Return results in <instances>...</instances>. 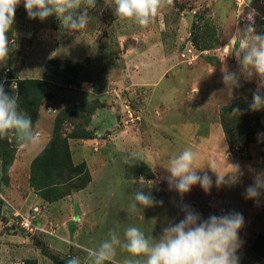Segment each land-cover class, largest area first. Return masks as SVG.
<instances>
[{
	"label": "rangeland",
	"instance_id": "rangeland-1",
	"mask_svg": "<svg viewBox=\"0 0 264 264\" xmlns=\"http://www.w3.org/2000/svg\"><path fill=\"white\" fill-rule=\"evenodd\" d=\"M89 16L81 34H70L55 15L30 19L21 0L7 33L9 55L0 64L6 94L25 113L29 90H39L44 115L39 121L37 111L34 128L39 121L53 137L58 124L62 138L87 135L93 146L73 145L85 167L50 188L54 199L47 200L32 187L31 171L25 174L21 165L13 174L15 160L5 167L2 158L15 150L16 159L20 147L9 136V148H0V264L84 261L110 230L122 237L128 226L159 239L164 227L185 218L183 205L204 220L242 214L239 264H264V192L258 200L245 197L264 173V109L249 108L255 80L241 79L229 94L221 72L238 71L235 36L249 25L264 35V0H171L144 28L117 20L104 0ZM25 80L41 83L21 87ZM54 98L66 107L53 110ZM233 108L240 114L231 117ZM186 147L199 154L197 167L204 168L198 175L206 172L213 183L208 192L197 184L181 197L169 189L165 167ZM132 152L139 158L129 165L124 157ZM211 160L221 174L239 166V181L217 187ZM136 191L162 204L132 209ZM125 255L117 252V264Z\"/></svg>",
	"mask_w": 264,
	"mask_h": 264
},
{
	"label": "clouds",
	"instance_id": "clouds-1",
	"mask_svg": "<svg viewBox=\"0 0 264 264\" xmlns=\"http://www.w3.org/2000/svg\"><path fill=\"white\" fill-rule=\"evenodd\" d=\"M170 2L171 0H104L105 5L113 9L117 20L134 23L141 28L148 26L158 11ZM20 3L21 0H0V64L9 55L7 33L14 23L16 8ZM23 3L30 19L45 21L55 15L61 28L70 34H81L89 25V10L95 9L97 0H23ZM249 20H252L251 14ZM235 37L238 43L231 53L235 52L238 71L222 68V83L231 94L233 88L240 87L241 79L255 80L257 88L253 92L249 108L252 111L264 109V35L257 34L249 25L242 36L238 34ZM239 114V108H233L229 113L231 117ZM9 136H14L18 146L22 148L35 147L40 141L31 118L19 109L17 99L6 94L4 86L0 84V139ZM138 158V154L132 152L124 157V162L133 165ZM198 160L199 154L191 147L171 156L165 167L169 173L165 179L170 190L178 192L181 197L197 184L205 192L210 191L212 178L206 172L202 176L198 175V170L204 168L197 167ZM207 167L216 175L217 187L239 181V166L231 165V171L224 174H221L215 160L209 161ZM262 192L264 173H259L253 184L246 188L245 197L258 200ZM158 203L162 204V201H156L150 192L145 194L144 191H136L131 208L154 207ZM182 210L185 218L164 227L159 239L146 236L136 226L125 228L122 237L118 230L113 229L95 248L88 250L84 261L78 256H72L65 259L64 264H117L115 257L118 251L126 253L119 264H239L238 233L244 224L242 214L233 212L220 216L211 215L204 220L187 205H183Z\"/></svg>",
	"mask_w": 264,
	"mask_h": 264
},
{
	"label": "trees",
	"instance_id": "trees-1",
	"mask_svg": "<svg viewBox=\"0 0 264 264\" xmlns=\"http://www.w3.org/2000/svg\"><path fill=\"white\" fill-rule=\"evenodd\" d=\"M39 84L40 81H30L25 80L20 83L21 87L24 84ZM6 85H4V89ZM20 88V87H19ZM39 90L31 89L29 90L28 97L24 100V111L31 118V121H34L35 114L38 111L39 106L41 105L42 95L36 98V95L39 94ZM60 126L56 124L55 134L51 138L50 142L46 148L35 158L31 165V184L34 189H36L44 199L53 200V197L49 195L53 192L50 188H59L63 186L66 182L64 178L73 173L83 170L85 167L84 164L74 165L71 156V150L69 145V139L71 138H81L89 139L87 135H78L71 134L66 135L62 138L59 135ZM223 129L227 137L229 136L228 128L223 124ZM9 137L5 139H0V148L7 150L9 148ZM229 145L232 147V144L229 140ZM16 151L12 152V155L7 154V157H3L5 167L8 169L13 164L15 160ZM38 173L41 176L37 177ZM48 173V176H47ZM46 175V176H45ZM47 191V192H46Z\"/></svg>",
	"mask_w": 264,
	"mask_h": 264
},
{
	"label": "crops",
	"instance_id": "crops-1",
	"mask_svg": "<svg viewBox=\"0 0 264 264\" xmlns=\"http://www.w3.org/2000/svg\"><path fill=\"white\" fill-rule=\"evenodd\" d=\"M80 96H81V94H80ZM81 97H84V95H82ZM78 98L80 99L79 94H78ZM95 99L96 98L94 97L92 100H95ZM58 100H55V98H54L52 101L49 102V103L53 104V110H55L57 112H58L59 109H62V108L66 107L65 102L62 101L63 103H59ZM44 106L45 105H43V107ZM43 107L40 108L39 111H38V115H37L38 120L40 119V117H43V115H44ZM39 121L37 123V127H36L35 131L40 135V141L35 147H29V148L19 147V149L17 150V158L15 159V163H14L13 168H12V171H13L12 173L13 174L16 173L17 168H20L21 165H22V168H21L22 171H24L26 169L25 170V174L26 173L29 174L30 171H31L32 162L46 148V146L48 145V143L50 142V140L52 138L51 134H50L51 133L50 131L45 132L43 129L39 128V126H40L39 125ZM49 122H50V120L48 121V123ZM221 133H222V131H221ZM223 136L224 135L222 133L221 136H220L221 139H222ZM91 141H93V140L92 139H86L85 140V139H81V138H76V139L71 138V139H69V145H70V149H71V152H72V161H73L74 165H79V164H81L83 162H87V161L84 158H79L78 160H76L74 158L73 145L75 144V146L83 147V143H88V144L92 143L91 145L93 146V142H91Z\"/></svg>",
	"mask_w": 264,
	"mask_h": 264
}]
</instances>
